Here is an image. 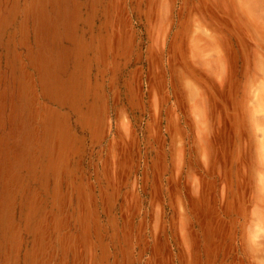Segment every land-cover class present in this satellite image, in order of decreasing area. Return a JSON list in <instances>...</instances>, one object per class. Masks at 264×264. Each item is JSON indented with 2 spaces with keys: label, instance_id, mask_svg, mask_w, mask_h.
<instances>
[{
  "label": "rangeland",
  "instance_id": "374dc122",
  "mask_svg": "<svg viewBox=\"0 0 264 264\" xmlns=\"http://www.w3.org/2000/svg\"><path fill=\"white\" fill-rule=\"evenodd\" d=\"M0 264H264V0H0Z\"/></svg>",
  "mask_w": 264,
  "mask_h": 264
},
{
  "label": "crops",
  "instance_id": "0c3cea01",
  "mask_svg": "<svg viewBox=\"0 0 264 264\" xmlns=\"http://www.w3.org/2000/svg\"><path fill=\"white\" fill-rule=\"evenodd\" d=\"M188 78H189V77L187 76V78H186V86H187V87H190V88L193 89V88H194V84L191 83V82L188 80ZM192 89H188V90H191V92H192V93H189V94H188V96L190 97V102H191V103L193 102V97H191V94L194 95Z\"/></svg>",
  "mask_w": 264,
  "mask_h": 264
},
{
  "label": "bare ground",
  "instance_id": "6f19581e",
  "mask_svg": "<svg viewBox=\"0 0 264 264\" xmlns=\"http://www.w3.org/2000/svg\"><path fill=\"white\" fill-rule=\"evenodd\" d=\"M189 80V79H188Z\"/></svg>",
  "mask_w": 264,
  "mask_h": 264
}]
</instances>
